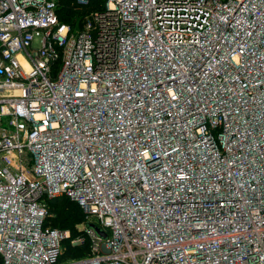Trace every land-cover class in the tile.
<instances>
[{"label":"built area","instance_id":"built-area-1","mask_svg":"<svg viewBox=\"0 0 264 264\" xmlns=\"http://www.w3.org/2000/svg\"><path fill=\"white\" fill-rule=\"evenodd\" d=\"M57 1L0 0V264H264V0Z\"/></svg>","mask_w":264,"mask_h":264},{"label":"rangeland","instance_id":"rangeland-1","mask_svg":"<svg viewBox=\"0 0 264 264\" xmlns=\"http://www.w3.org/2000/svg\"><path fill=\"white\" fill-rule=\"evenodd\" d=\"M88 12L89 10H85V12H81L79 15H75V13L71 11H63V13H60L63 19L69 20L75 25L76 23L80 22L83 19V16ZM71 209H73V207H71V204L50 205L47 212L48 216L46 218V222L49 225L55 227H57V225L63 226L64 229L68 230L67 237L62 241L60 245L61 257L63 258H73L81 256L87 251L89 244L88 242H84L83 244H81L82 242L78 243V238L84 233V220L79 221L76 216V211L75 214H73ZM77 211L78 213H82L84 217V213L80 208H78ZM59 218L63 219L66 222H58ZM70 226L73 227L71 228Z\"/></svg>","mask_w":264,"mask_h":264},{"label":"trees","instance_id":"trees-1","mask_svg":"<svg viewBox=\"0 0 264 264\" xmlns=\"http://www.w3.org/2000/svg\"><path fill=\"white\" fill-rule=\"evenodd\" d=\"M102 2H103V0H87L86 3H83V4H79L78 5L75 2V0H58L57 1V4H56V13H57V16H58L59 20L68 22L71 25H73V23L71 21L66 20V19H63V17L61 16V13L60 12L63 13V11H71V12L75 13V15H79L81 12H85V10H89L90 11L93 8L100 7L102 5ZM79 23L80 22H78V24ZM57 204H62V205H64V204H71V207H73V209H71L72 213L75 214V211H76V213H77V215H76L77 216V219L79 221H81V220L83 221L84 220L83 214L82 213H78V211H77V209L80 208L77 205V203H75L73 200H71V199H69V198H67L65 196H59V197L46 198L47 209H46V215H45V217L43 219V224L44 225H49L46 222V218L48 216V213H47L48 212V208L50 207V205H57ZM64 218H66V217H64ZM58 222L62 223V222H66V221H64L63 219L59 218L58 219ZM49 226H51V225H49ZM51 227H55V226H51ZM56 228L64 229L63 226H58V225H57ZM84 242L85 243L88 242L87 238H84V240H83V242L81 244H83Z\"/></svg>","mask_w":264,"mask_h":264},{"label":"water","instance_id":"water-1","mask_svg":"<svg viewBox=\"0 0 264 264\" xmlns=\"http://www.w3.org/2000/svg\"><path fill=\"white\" fill-rule=\"evenodd\" d=\"M89 225L93 226V228L95 229L96 232H98L100 234H104L97 226L93 225L92 223H90Z\"/></svg>","mask_w":264,"mask_h":264}]
</instances>
